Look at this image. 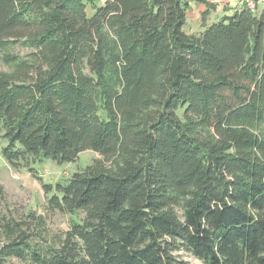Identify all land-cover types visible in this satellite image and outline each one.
Listing matches in <instances>:
<instances>
[{
	"label": "trees",
	"instance_id": "trees-1",
	"mask_svg": "<svg viewBox=\"0 0 264 264\" xmlns=\"http://www.w3.org/2000/svg\"><path fill=\"white\" fill-rule=\"evenodd\" d=\"M205 5L187 28L191 2ZM207 0H0L2 157L95 159L2 225L27 264H264V10ZM22 44L25 56L7 54ZM82 214V217H80Z\"/></svg>",
	"mask_w": 264,
	"mask_h": 264
},
{
	"label": "rangeland",
	"instance_id": "rangeland-1",
	"mask_svg": "<svg viewBox=\"0 0 264 264\" xmlns=\"http://www.w3.org/2000/svg\"><path fill=\"white\" fill-rule=\"evenodd\" d=\"M100 4L106 0H97ZM7 54H17L25 57L30 50L22 44L7 50ZM14 66L5 61L4 52H0V72L12 73ZM0 133V149L5 145ZM95 159L103 157L91 150L82 152L74 162L58 164L52 160H44L32 164L30 168L14 169L2 157L0 159V252L8 242L2 225L7 221H23L30 211L46 216L47 225L51 232H64L68 230L73 217L69 214L55 213L48 215L45 212L46 196L44 184H55L69 180L76 172L82 171ZM82 217V214H80ZM27 219V218H26ZM178 257L185 264H204L200 259L185 252H180ZM0 264H27L24 261L10 258L1 260Z\"/></svg>",
	"mask_w": 264,
	"mask_h": 264
},
{
	"label": "crops",
	"instance_id": "crops-1",
	"mask_svg": "<svg viewBox=\"0 0 264 264\" xmlns=\"http://www.w3.org/2000/svg\"><path fill=\"white\" fill-rule=\"evenodd\" d=\"M210 3H213L217 6L216 8V15H223L225 13L231 14L237 7L242 5L243 0H207ZM191 8L188 12V21H187V28H189V32L192 33L197 30L199 27L200 18L202 12L205 10V5L191 2ZM264 10V2L259 5V12Z\"/></svg>",
	"mask_w": 264,
	"mask_h": 264
},
{
	"label": "built area",
	"instance_id": "built-area-1",
	"mask_svg": "<svg viewBox=\"0 0 264 264\" xmlns=\"http://www.w3.org/2000/svg\"><path fill=\"white\" fill-rule=\"evenodd\" d=\"M263 2L264 0H243L242 4H244L252 13H258L259 5ZM0 159H2L1 149H0Z\"/></svg>",
	"mask_w": 264,
	"mask_h": 264
}]
</instances>
